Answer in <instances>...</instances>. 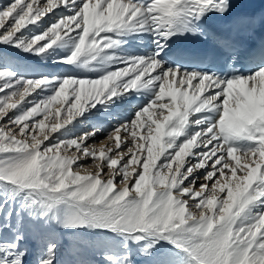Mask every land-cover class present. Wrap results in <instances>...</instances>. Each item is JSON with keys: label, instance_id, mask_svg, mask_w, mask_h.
Wrapping results in <instances>:
<instances>
[{"label": "snow or ice", "instance_id": "1", "mask_svg": "<svg viewBox=\"0 0 264 264\" xmlns=\"http://www.w3.org/2000/svg\"><path fill=\"white\" fill-rule=\"evenodd\" d=\"M253 2L0 3V264H264Z\"/></svg>", "mask_w": 264, "mask_h": 264}, {"label": "bare ground", "instance_id": "2", "mask_svg": "<svg viewBox=\"0 0 264 264\" xmlns=\"http://www.w3.org/2000/svg\"><path fill=\"white\" fill-rule=\"evenodd\" d=\"M43 1L44 0H42V2ZM26 33L30 34L29 31H27ZM129 44H132V42H130ZM7 47H10V46H7ZM10 50H11L12 55L15 57V61H16L15 64L12 66L13 71H15V72L18 70H22L23 71L22 74H24L26 76L27 75L32 76L31 73H39L42 71H45L46 75L58 73L60 71V68L53 61L57 55H63L64 54L62 52V50H57L55 53H52L51 55H49L47 58H41L40 56L33 55L31 53L25 54L24 52H21L19 49H15V48H11ZM49 60H51V61H49ZM46 65H48V66L53 65V66L51 68L49 66V68H48V66L45 67ZM32 77H34V76H32ZM125 107L116 109V111L120 112L123 109H125ZM123 113H125V111ZM93 118L95 120H101L103 117H102V114H99V115L94 116ZM73 154H75V152Z\"/></svg>", "mask_w": 264, "mask_h": 264}, {"label": "rangeland", "instance_id": "3", "mask_svg": "<svg viewBox=\"0 0 264 264\" xmlns=\"http://www.w3.org/2000/svg\"><path fill=\"white\" fill-rule=\"evenodd\" d=\"M10 2V0H1L0 1V3H9ZM43 2H46V0H44ZM30 30H31V26H30V29L29 30H25V34H27L26 32L27 31H29L30 32ZM26 54V53H25ZM49 61H51V60H49ZM48 65H46L45 67H47ZM50 66V68L53 66V65H49ZM49 66H48V68H49ZM22 70H18V71H16V73L19 75V76H24V77H30V76H26V75H24V74H22ZM45 71H42V72H39V73H31L32 74V76H40V75H46V72L44 73ZM40 74V75H39ZM125 109H126V107H125ZM125 109H123L122 111H120V113L122 114L124 111H125ZM99 114H101V113H95L94 115H92L91 117H90V119L92 120V121H96L93 117L94 116H96V115H99ZM123 114H125V113H123ZM63 115V114H62ZM49 123H50V120H49ZM105 123H107V121H105ZM79 131V130H78ZM98 139H100V140H102L103 139V137H102V135L100 136V137H98ZM89 143L91 144L92 142L91 141H89ZM105 143H107V142H105ZM97 151H98V148H97ZM74 153V150H69L67 153H65L66 155H72ZM92 169H89V171H91Z\"/></svg>", "mask_w": 264, "mask_h": 264}]
</instances>
